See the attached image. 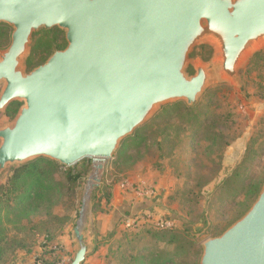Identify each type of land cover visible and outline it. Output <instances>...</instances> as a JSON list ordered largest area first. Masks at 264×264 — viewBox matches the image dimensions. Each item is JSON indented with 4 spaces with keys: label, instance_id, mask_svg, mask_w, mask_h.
Segmentation results:
<instances>
[{
    "label": "water",
    "instance_id": "obj_1",
    "mask_svg": "<svg viewBox=\"0 0 264 264\" xmlns=\"http://www.w3.org/2000/svg\"><path fill=\"white\" fill-rule=\"evenodd\" d=\"M1 23L11 34L0 50V112L22 104L0 127V173L39 157L61 166L89 157L98 182L104 160L159 107L197 104L211 72L198 61L189 73L195 46H211L218 75L239 81L264 43V0H0ZM54 27L65 47L27 70L32 34ZM83 213L84 200L70 264L86 255ZM198 264H264V180L240 217L201 242Z\"/></svg>",
    "mask_w": 264,
    "mask_h": 264
},
{
    "label": "rangeland",
    "instance_id": "obj_2",
    "mask_svg": "<svg viewBox=\"0 0 264 264\" xmlns=\"http://www.w3.org/2000/svg\"><path fill=\"white\" fill-rule=\"evenodd\" d=\"M42 30L32 34L29 44L26 58L32 57L33 65L44 62L54 46L62 41V35L54 31L43 34ZM53 37L56 43L49 50L36 47L41 39ZM189 61L190 74L194 72L193 63L198 61L204 62L211 72V83L197 102L200 104L197 111L204 109L202 124L186 122L171 109L162 112V107L174 102L168 103L138 128L139 146L127 141L128 159L125 161H116V158L129 136L120 141L113 156L105 159L98 170V182L92 180L95 170L89 157L83 158V163L81 159L73 165L62 166L87 170L73 190L66 189L50 213L35 214L21 222L11 220L7 228V252L0 264L8 263L16 250L32 254L40 263L70 264L78 249L73 227L83 200L82 233L87 252L94 245L107 247L105 257L100 248V264H119L122 250L131 254L136 250L144 253L150 248H162L166 246L163 240L167 237L155 241L150 233L179 229H185L193 238L197 252L189 253L184 262L179 257L176 261L198 264L201 242L219 235L240 217L255 197L248 195V188L261 187L264 180V43L247 54L238 70V82L218 75L215 52L209 45L195 46ZM11 121L0 112V127ZM207 123L215 124L220 133L215 135L213 145L206 141L214 136L208 132ZM19 165H7L0 173V186L6 184L9 174ZM89 183L97 185L89 187L86 196ZM243 187L240 196L236 195ZM109 192L110 201H107ZM137 204L144 208L137 209ZM161 220L170 221V227H159ZM62 235L72 240V254L64 260L57 254L54 258L45 257L47 252L43 253L44 249L39 247L43 242L63 253L60 243L63 239L59 238ZM130 238L132 242H126Z\"/></svg>",
    "mask_w": 264,
    "mask_h": 264
},
{
    "label": "trees",
    "instance_id": "obj_3",
    "mask_svg": "<svg viewBox=\"0 0 264 264\" xmlns=\"http://www.w3.org/2000/svg\"><path fill=\"white\" fill-rule=\"evenodd\" d=\"M42 31L43 34L54 31L57 34L62 35V41L54 46V50L60 49L66 44L63 36L64 32L57 27ZM10 34L11 28L6 24L1 23L0 50L9 44ZM53 43H56L55 37L51 39H41V43L39 42L36 47H42L44 50H49L53 46ZM36 47L34 46L33 49ZM25 64L27 70H30L41 63L33 65L32 57L28 56ZM188 71H191V67L188 68ZM21 104V102L17 101L11 102L6 107L3 114L8 118L13 119ZM198 104L199 103L195 106H187L182 101H176L169 106L162 107L161 110L162 112H166L171 109L172 113H178L183 120H186V122L202 124L203 121H201V116L204 115V109L197 111L196 108ZM214 125L211 123L205 124L208 132L214 134V136L208 137L206 140L209 145H213L217 139L215 135L220 134ZM139 129H136L131 136L123 141L116 161H125L128 159V153L126 151L129 143L127 141L135 143L137 146L140 145L139 140H137L140 135ZM214 130H216L217 133ZM224 145L226 146L227 143H224ZM83 162H85L84 159H82V163ZM86 170L87 169L84 171H76L74 167L64 168L57 162L42 157L20 164L12 170V173L9 174L7 178L6 184L0 186V263L7 252L6 245L9 240L7 228L11 220L21 222L29 220L30 217L35 214H41L43 212L46 214L50 213L52 207L56 205L66 189L73 190L76 183ZM244 189L245 187L237 191L238 194L236 195L240 196ZM259 190L260 186H251L248 188V195L256 197ZM110 196L109 192L108 198H106L107 201H110ZM245 211H243V213ZM150 237L155 241L167 237L165 241L163 240L166 246L162 248H150L144 253L140 252V250H136L134 253L127 254V251L124 252V250H122L120 251L119 264H178L176 261L178 257L184 262L185 258H188L189 253L195 254L197 252L196 242L189 236L185 229H179L173 232H152L150 233ZM131 239L132 238L129 240L126 239V242L131 243ZM130 249L131 248H129L128 251Z\"/></svg>",
    "mask_w": 264,
    "mask_h": 264
},
{
    "label": "crops",
    "instance_id": "obj_4",
    "mask_svg": "<svg viewBox=\"0 0 264 264\" xmlns=\"http://www.w3.org/2000/svg\"><path fill=\"white\" fill-rule=\"evenodd\" d=\"M148 205V202H146L145 206ZM138 208H144L141 204H137V209ZM59 238L63 239L60 243L62 244V247H63V253L60 254V252L57 250L56 247L54 246H45V242L41 243L42 246H39L41 250L44 249L43 253L47 252L45 257H48V256H52L53 258L55 257L54 255L57 254L58 256L57 257H60V255L63 257V260L66 259V256L69 257V254L72 252V250L74 249V246H73V242L70 238H66L65 235H62V236H59ZM96 241V239H95ZM94 241V243H95ZM86 246V245H85ZM100 248H103V254L102 256L105 257L106 254H107V247H94L91 248L90 250L88 249V252H87V249H86V255H85V258L83 260V264H100V259H99V253L100 251ZM57 251H55V250ZM106 249V251H105ZM66 251V252H65ZM76 253V252H75ZM72 254V253H71ZM75 255V254H74ZM8 263L6 264H44L45 261L41 262L40 261H36L35 258H33L32 254H26V253H22V252H19V250H16V254H12L10 257H9V260L7 261Z\"/></svg>",
    "mask_w": 264,
    "mask_h": 264
},
{
    "label": "built area",
    "instance_id": "obj_5",
    "mask_svg": "<svg viewBox=\"0 0 264 264\" xmlns=\"http://www.w3.org/2000/svg\"><path fill=\"white\" fill-rule=\"evenodd\" d=\"M170 225H171V222L168 220H165V221L161 220L158 222L159 227L167 228V227H170Z\"/></svg>",
    "mask_w": 264,
    "mask_h": 264
},
{
    "label": "bare ground",
    "instance_id": "obj_6",
    "mask_svg": "<svg viewBox=\"0 0 264 264\" xmlns=\"http://www.w3.org/2000/svg\"><path fill=\"white\" fill-rule=\"evenodd\" d=\"M93 174H94V175H92V177L95 176V172H93ZM91 182H92V181H91ZM91 184H92V183H89L88 187H90Z\"/></svg>",
    "mask_w": 264,
    "mask_h": 264
},
{
    "label": "flooded vegetation",
    "instance_id": "obj_7",
    "mask_svg": "<svg viewBox=\"0 0 264 264\" xmlns=\"http://www.w3.org/2000/svg\"><path fill=\"white\" fill-rule=\"evenodd\" d=\"M63 36H64V33H63ZM65 45H66V44H64V46H63L62 48H60V49H63V48L65 47Z\"/></svg>",
    "mask_w": 264,
    "mask_h": 264
}]
</instances>
